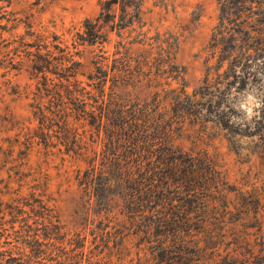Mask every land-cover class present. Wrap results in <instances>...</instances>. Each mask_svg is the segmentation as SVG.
<instances>
[{"label":"trees","instance_id":"obj_1","mask_svg":"<svg viewBox=\"0 0 264 264\" xmlns=\"http://www.w3.org/2000/svg\"><path fill=\"white\" fill-rule=\"evenodd\" d=\"M218 1L205 77L192 94L171 88L184 82L172 35L148 38L141 30L136 42L153 41L149 50L133 54L120 44L123 50L112 56L104 51L108 30L144 28L146 0H101L100 15L85 21L70 46L32 24L25 35L32 42L0 33V94L4 88L17 94L9 76L25 69L35 82L29 108L36 126L16 121L7 107L0 108V120L18 126L15 142L26 158L40 147L63 166H84L73 182L66 177L64 194L76 207L72 226L61 220L58 198L41 173L26 184V193L24 184L7 189L9 198H0V264H264V182L259 196L245 198L228 185L208 150L185 151L178 144L186 125L212 124L259 136L264 160V85L259 116L233 120V106L257 77L254 66L264 53V0ZM87 46L99 50L88 75ZM145 91L150 96L142 100L138 93ZM250 213L259 228L258 254L241 229ZM132 247L135 258L127 262Z\"/></svg>","mask_w":264,"mask_h":264},{"label":"rangeland","instance_id":"obj_2","mask_svg":"<svg viewBox=\"0 0 264 264\" xmlns=\"http://www.w3.org/2000/svg\"><path fill=\"white\" fill-rule=\"evenodd\" d=\"M160 2L161 0H146L143 9L145 23L143 29L135 25L121 33L108 30V40L104 51L112 56L119 48L122 49L119 47L120 44H123L125 49H130L133 54L149 50L150 47L147 44L153 41L146 40L145 45L136 42L141 30L143 33H148V38L155 37L157 34L163 38L165 34H167L166 37L172 35L179 41L176 59L184 70V82H173L171 88H185L187 93L192 94L199 88L205 77L207 48L220 18L219 1L164 0L163 4ZM260 6L259 4V9ZM262 6L264 7V2ZM100 12L101 0H43L40 5H36V0H12L10 6L1 2L0 33L5 39L20 38L27 34L26 24H32L35 31L56 34L64 44L70 46L74 36L84 31L85 21L96 19ZM262 18L264 17L259 16V19ZM261 30H264L263 22H259V32ZM25 37L27 42L33 41L31 37ZM84 51V71L88 75L94 70L92 61L99 50L96 47L87 46ZM263 57L264 53H260L259 63L256 64L258 66H254L257 77L253 82H248V88L241 92L233 106L235 123L251 122L252 118L259 116L262 97L258 89L264 85ZM86 76L82 77L85 82ZM9 79L18 93L14 94L11 88L8 90L4 88L0 94V108L4 110L7 107L16 121L34 128L36 123L32 120L29 105L32 102L35 82L30 79L25 69L12 72ZM138 96L144 100L150 94L145 91L138 93ZM18 132L16 124L5 127L0 120V198L7 200L9 197L4 196L7 189H19L21 184L25 185L23 192H28L26 184H32L36 172L41 173L39 176L49 180L50 192L58 198L57 205L61 220L72 226L76 207L71 197L64 194V191L69 188L66 177L73 182L76 171L84 166L71 163L63 166L58 155H46V151L40 147H36L26 158L24 148L15 142ZM178 144L185 151L208 150L226 172L228 185L231 188L238 189L245 198L259 196V187L264 182V160L259 136H241L212 124H209L207 128L186 125ZM10 146H14L12 156H10ZM7 157L10 159L7 160ZM21 163L26 165L21 167ZM65 171L67 175L64 174ZM59 193L62 195L59 196ZM229 199L232 203L238 202L235 193H230ZM249 201L253 202L251 199ZM255 215L250 213L249 216H244V220L240 223L243 225L241 229L250 234L248 240L258 254L259 228L255 227ZM230 249H234V246L232 245ZM131 250L133 253L125 257L127 262L135 258L136 248L132 247Z\"/></svg>","mask_w":264,"mask_h":264}]
</instances>
